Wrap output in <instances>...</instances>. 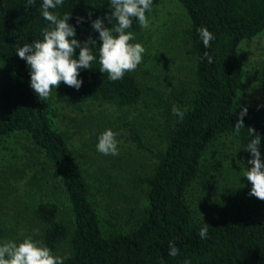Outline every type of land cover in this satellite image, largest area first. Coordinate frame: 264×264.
Here are the masks:
<instances>
[{"label":"trees","instance_id":"16d2710c","mask_svg":"<svg viewBox=\"0 0 264 264\" xmlns=\"http://www.w3.org/2000/svg\"><path fill=\"white\" fill-rule=\"evenodd\" d=\"M162 1L152 0L151 11ZM177 1L185 20L179 24L171 20L168 25L182 31L184 52L194 62L190 78L180 79L170 88L158 82L144 86L134 71L122 80L110 81L99 69L102 41L91 24L110 14V0H64L50 11L59 18L71 13L69 23L76 29V38L82 44L89 36L97 40L92 46L97 59L92 68L79 70L78 79L83 80L79 90L61 82L41 101L30 87V69L16 54V47L43 39L42 29L48 22L41 15L42 0L27 7L25 0H0V144L22 132L33 145L21 164L11 166L20 176L27 167L32 168L22 199L14 187L9 183L5 187L0 180L4 187L0 195L11 196L15 190L7 200L12 209L19 210L20 218L10 226H0L2 238L13 235L19 243L33 236L53 254L66 256L64 264H182L184 260L191 264H264V201L249 195L252 185L243 176L252 165L233 159L224 166L219 160L224 137L237 144L248 160L252 157L245 147L254 137L247 128H255L260 146L264 140L263 104L248 106L245 127L238 135L235 132L245 107L238 102L245 77L239 46L264 31V0ZM78 17L84 18L82 23H77ZM116 23L105 20L106 27ZM201 27L215 36L209 48L200 39ZM140 29L134 20L128 31L135 34ZM79 51L77 48L76 58ZM205 52L212 56V63ZM255 80L264 93V58ZM80 99L134 109L146 122H154L156 113L150 117L143 108L138 111L139 105L148 107L155 102L164 108L159 117L162 130L157 127V132L165 140L154 152L156 160L149 169L137 170L129 181L132 194L143 193L147 201L130 230L103 228L81 152L68 125L62 127V119L55 118L60 109V116H70L75 130L82 133L94 116L63 111L81 108ZM174 105L184 111L183 120L173 115ZM208 160L210 166L205 163ZM217 188L227 211L214 213L208 208L199 215L193 204L194 191L204 201ZM117 195L130 197L123 189ZM206 223L207 238L201 239L199 232ZM35 229H39L38 235ZM173 242L179 249L175 257L168 253Z\"/></svg>","mask_w":264,"mask_h":264},{"label":"rangeland","instance_id":"374dc122","mask_svg":"<svg viewBox=\"0 0 264 264\" xmlns=\"http://www.w3.org/2000/svg\"><path fill=\"white\" fill-rule=\"evenodd\" d=\"M150 21L148 29L141 28L135 33L132 43H140L145 48L142 54V62L134 71L142 85L157 83L164 88H170L180 79L190 78L194 62L184 52L182 31L177 27L172 29L168 25L171 20L178 24L185 20V13L177 0H164L154 7L147 15ZM174 22L175 24H177ZM240 56L243 61L245 77L238 102L241 106L254 104L264 105V93L255 80L256 69L264 58V31L251 39H244L240 43ZM163 54L165 56H163ZM81 108L63 110L69 115L92 114L94 119L88 122L82 133L75 130L70 116L61 117L60 109L57 111V120H61L62 127L65 124L70 129V136L81 152L82 162L86 169L90 185L92 200L103 228L108 230L127 231L136 225L147 201L143 193H134L129 187L130 178L141 168L149 169L155 162V151L162 145L163 137L157 132V127L163 123L159 120L163 107L152 102L148 107L139 105L145 110L144 114H155V120L144 121L134 109L121 108L111 104H96L79 100ZM162 117V116H161ZM57 121V122H58ZM111 129L119 133V155H104L97 151L98 137L105 130ZM76 131V132H75ZM84 140V143H83ZM220 163L224 166L231 164L233 159L242 163L248 161L241 148L232 143L230 138L224 137L219 144ZM33 148L26 134L20 132L12 135L0 144V180L9 183L22 195L27 187L28 177L32 174V168L27 167L25 173L20 176L13 170L12 163L21 164L26 156L24 153ZM261 157H264V140L260 146ZM211 161H205L208 165ZM210 166V165H208ZM7 179V182H6ZM3 186L0 187V193ZM123 189L130 197H119L117 190ZM14 192H11L14 195ZM220 189L209 195L204 201L198 191H194V207L199 212L211 210L214 213L227 211L221 201ZM11 195V196H12ZM21 195V199H22ZM0 195V226L12 225L16 217L19 218V210L12 209L7 198ZM24 198V196H23ZM207 207V208H206ZM209 208V209H208ZM20 219V218H19ZM23 231V230H22ZM0 244L4 241H15L11 235L8 239L1 237ZM16 242V241H15Z\"/></svg>","mask_w":264,"mask_h":264},{"label":"clouds","instance_id":"9594fccd","mask_svg":"<svg viewBox=\"0 0 264 264\" xmlns=\"http://www.w3.org/2000/svg\"><path fill=\"white\" fill-rule=\"evenodd\" d=\"M64 0H42L41 15L48 22V26L42 29V40L33 43H25L22 47L17 45L16 54L26 61L30 69V87L38 95L41 101L46 100L52 94L53 89L59 87L63 82L69 87L77 90L83 84L78 79L80 69H90L96 56L92 53V46L97 40L91 36L81 43L76 38V29L69 23L71 13H65L62 18L54 11L57 6L63 5ZM35 0H25V6H32ZM152 0H110V14L91 21L94 31L99 33V40L102 41L99 47V69L107 74L110 81L122 80L126 73L133 72L142 62V54L145 48L140 43H130L135 39V34L128 31L136 20L143 29L150 27V21L146 12L151 11ZM92 13L89 12V19ZM83 17L77 18V23H82ZM105 20H116L115 26L106 27ZM200 39L205 48L211 47V41L215 39L207 27L198 29ZM79 48V56L76 58V49ZM209 63L213 58L208 52L204 53ZM248 108L244 107L240 113V119L235 124V132L238 135L244 125V116ZM172 113L181 120L184 118V111L178 106H173ZM248 133L253 136L245 147L251 154L247 161L252 165L246 167L243 176L251 183L249 195L264 201V160L261 159L260 142L261 137L256 133L255 128L249 127ZM119 133L111 129L105 130L98 137L97 151L104 155H119L118 141ZM208 224L201 228L199 236L207 238ZM39 234V229L34 230ZM169 256L175 257L179 249L174 242L169 245ZM66 256L53 254L52 250L42 241L34 239L33 236L25 237L22 242L4 241L0 244V264H64ZM162 264L164 262L162 261ZM182 264H191L190 260H184Z\"/></svg>","mask_w":264,"mask_h":264}]
</instances>
